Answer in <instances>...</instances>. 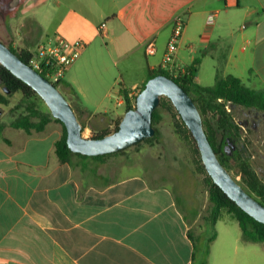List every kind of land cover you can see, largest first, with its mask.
<instances>
[{
    "label": "crops",
    "instance_id": "crops-1",
    "mask_svg": "<svg viewBox=\"0 0 264 264\" xmlns=\"http://www.w3.org/2000/svg\"><path fill=\"white\" fill-rule=\"evenodd\" d=\"M32 3L35 15L43 3ZM179 17L184 29L175 58L182 72L199 62L201 86L232 75L264 89V0H57L51 36L35 18L51 41L84 45L62 77L80 110L107 94L112 65L122 64L121 89L140 92L149 72L162 68ZM104 104L103 97L93 109L102 112L85 122L91 136L107 129ZM11 131L0 134V264H193V239L208 229V215L198 227L196 206L183 207L174 190L142 174L114 179L90 162L104 160L60 162L55 131ZM215 228L207 264H252L264 255L257 248L264 243L242 242L237 222L220 218Z\"/></svg>",
    "mask_w": 264,
    "mask_h": 264
},
{
    "label": "rangeland",
    "instance_id": "rangeland-1",
    "mask_svg": "<svg viewBox=\"0 0 264 264\" xmlns=\"http://www.w3.org/2000/svg\"><path fill=\"white\" fill-rule=\"evenodd\" d=\"M36 2L38 3V1ZM41 2L43 4L38 10V14L35 12V15H33L35 3H32V0H0V40L11 45L18 53L22 50H28L34 55L39 45L50 41L43 35L37 19L44 23V28L49 36L54 35L53 33L57 28V0H41ZM12 18H14L15 23L11 24L9 22ZM121 67L122 64L117 67L112 65L109 91L107 94L94 95V99L87 104L89 108L86 105H80V110H77L70 102L65 90L61 86L58 88L71 105L79 122L85 124L91 114L101 113L102 111L97 112L93 109H96V104L104 97L105 104L103 108L100 106L98 109L105 108L108 110L111 118L106 130L114 131L117 120L123 119L126 113L124 99L120 105L118 104L120 100L118 91L123 88L118 73V69ZM139 93L138 91L136 94L130 95L133 106L136 103L135 97ZM9 102L10 104L7 106L0 105L4 110L0 118V126L3 127L2 133L6 136L12 135L11 130L13 127L11 123L25 111L23 96L20 93L13 94L9 98ZM162 102L164 105L161 106V102L159 105L162 119L157 125L159 136L156 140L149 143L141 141V144L127 148L124 153L104 158V163L88 160L94 165L103 166L101 172L110 175L114 179L139 173L147 177L152 184H165L178 195L179 202L183 207L188 201L189 204L200 209L201 220L197 224L199 227L203 225V218L209 215L211 209L207 172L203 168V162L200 153L197 151L196 143L190 136V132L186 131L187 128L182 124L177 110L169 104L167 97L163 96ZM37 108L49 112L42 99L37 101ZM227 108L231 111L229 105ZM247 112H249L248 109L240 106L233 109V114L239 124L242 123L243 125L245 121L244 114H247ZM92 122L91 120L90 123ZM45 131H48V134L51 133L49 131H55L61 136L63 125L54 119L46 126ZM242 133L243 139L234 142L236 151L230 156L228 171L242 187H246L238 166L239 160L243 159L250 163L264 184L263 127L260 125L254 131L248 126V128L242 130ZM91 135L88 129L83 130L84 137L92 138ZM75 160H79V158ZM221 218L236 222L235 218L225 211L222 212ZM193 230L196 234L200 231L195 228ZM198 240L201 245L205 243V239L199 238ZM257 248L262 249L264 247ZM252 264H264V255H254Z\"/></svg>",
    "mask_w": 264,
    "mask_h": 264
},
{
    "label": "trees",
    "instance_id": "trees-1",
    "mask_svg": "<svg viewBox=\"0 0 264 264\" xmlns=\"http://www.w3.org/2000/svg\"><path fill=\"white\" fill-rule=\"evenodd\" d=\"M6 45L15 54H17L21 60H23L27 64H30V61L33 57V54L31 52H29L28 50H22L20 53H18L15 49H13L11 45ZM198 63L199 62H196L194 66L186 67L185 71L183 72L179 70L177 76H174L168 70L163 68H159L155 71H150L147 81L158 75H164L175 80L182 88H184V90L192 97L201 113L204 129L214 151L216 152L221 163L228 169V161L230 159V156L225 152L226 141L227 139H231L234 142H238L243 139V128L236 120L233 114V109L240 106L245 109H253L255 111L264 113V89H251L247 87L239 78L232 75L225 78H218L212 87L201 86L195 81L197 73L196 65ZM41 74L49 80V78L46 76V73L42 72ZM0 79L2 80V84L0 85V105H9V98L15 93H20L23 96L25 111L11 123V126L15 129L24 130L29 134H32L33 132H44L46 126L55 118L51 115L50 111L44 112L37 108V101L41 99L40 96L30 86L15 77L1 64ZM53 84L57 88L61 86L63 90H66L67 87H71L70 84L62 81V78L58 82H54ZM145 86L146 83L142 86L140 91H142ZM3 88L8 89L10 91V94L6 93ZM120 95L124 99L125 112L136 107V103L135 106H133L132 104V98L130 97V92L128 90L121 89ZM135 99H137V96L135 97ZM169 104L173 106L170 100ZM162 105L164 104L161 97V106ZM228 105L229 108H231V111L228 110ZM161 119L162 115L160 114L158 107L154 111L152 117V125L155 128V135L152 138L143 140L142 142L149 143L158 138L159 129L157 128V125L161 121ZM55 120L63 125L60 120ZM121 121L122 118L117 120L116 127L112 132H115L119 129ZM181 122L184 127L187 128L182 118ZM81 124L84 130L86 128V125L82 122ZM2 131L3 127L0 126V134L2 133ZM186 131L190 132L188 128L186 129ZM112 132L107 130L97 132L93 134L92 138H103L106 135L111 134ZM190 136L193 138L191 133ZM139 144H141V142L136 145ZM126 150L127 149H123L116 153L96 157H89L79 153H74L68 147L67 131L64 125L62 135L55 142V152L60 162L63 163H71L75 158H93L96 160H103L108 156L124 153ZM197 151L199 152L198 147ZM238 166L243 176V180L246 184V187L243 186V188L248 193H250L258 202L264 205V184L261 181L260 177L250 165V163L246 162L245 160L240 159ZM203 168L205 169L204 165ZM207 184L209 201L211 203V209L207 219L208 229L203 233V236L201 237L202 239H205V243L203 245L199 243V240L195 241L193 239V264L208 263L210 246L217 237L215 225L221 218V214L223 211L227 212L235 218L240 228L242 242L254 244L264 243V224L258 222L253 217L248 215L234 201H232L214 183L208 172Z\"/></svg>",
    "mask_w": 264,
    "mask_h": 264
},
{
    "label": "water",
    "instance_id": "water-1",
    "mask_svg": "<svg viewBox=\"0 0 264 264\" xmlns=\"http://www.w3.org/2000/svg\"><path fill=\"white\" fill-rule=\"evenodd\" d=\"M0 64L30 86L45 102L51 115L63 123L70 150L89 157L116 153L152 138L155 135V128L152 125L153 113L159 107L161 97H167L196 141L203 165L214 183L244 212L264 224V205L248 193L221 163L208 139L196 103L175 80L164 75L149 79L145 88L137 95L136 107L125 113L118 130L103 138H86L83 136L82 124L60 90L21 60L1 40ZM3 90L10 94L8 89ZM3 113L4 110L0 106V118ZM234 149V142L227 140L226 154L232 156Z\"/></svg>",
    "mask_w": 264,
    "mask_h": 264
},
{
    "label": "built area",
    "instance_id": "built-area-1",
    "mask_svg": "<svg viewBox=\"0 0 264 264\" xmlns=\"http://www.w3.org/2000/svg\"><path fill=\"white\" fill-rule=\"evenodd\" d=\"M212 17L210 16L209 21H212ZM183 29L184 22L179 17L174 21L172 35L162 65L163 69L168 70L174 76H177L179 70H181L176 65L175 51ZM83 47L82 43L71 45L62 38H55L53 41L50 40L47 43L45 42V44L39 45L29 65L39 73H46L49 80H53L52 83L58 82L63 77L65 71L76 61ZM147 52L149 54L155 53L153 43L148 44Z\"/></svg>",
    "mask_w": 264,
    "mask_h": 264
},
{
    "label": "flooded vegetation",
    "instance_id": "flooded-vegetation-1",
    "mask_svg": "<svg viewBox=\"0 0 264 264\" xmlns=\"http://www.w3.org/2000/svg\"><path fill=\"white\" fill-rule=\"evenodd\" d=\"M249 112H247V114H244L245 116V121L243 123L242 128L246 129V127L248 128V126H250L252 128V130H257L259 128V126L261 125V127H263V133H264V113L262 112H258L255 111L253 109H248ZM255 111V112H254ZM242 124V123H241ZM227 140H231V139H227ZM232 141V140H231ZM227 142V141H226ZM234 142V141H233ZM226 146V145H225ZM233 147V146H232ZM234 151L233 154L236 151V146L234 144Z\"/></svg>",
    "mask_w": 264,
    "mask_h": 264
}]
</instances>
